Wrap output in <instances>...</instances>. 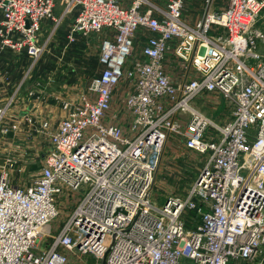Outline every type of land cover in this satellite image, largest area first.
Masks as SVG:
<instances>
[{"label":"built area","instance_id":"1","mask_svg":"<svg viewBox=\"0 0 264 264\" xmlns=\"http://www.w3.org/2000/svg\"><path fill=\"white\" fill-rule=\"evenodd\" d=\"M185 2L0 0V49L31 65L44 20L51 34L75 14L67 46L102 36L99 73L54 130H39L48 147L34 181H11L19 158L0 168V264H264V0H203L193 25ZM203 95L225 103L221 125L192 106ZM22 122L34 125L24 115L10 129ZM170 141L204 163L184 199L159 206L152 188Z\"/></svg>","mask_w":264,"mask_h":264},{"label":"rangeland","instance_id":"2","mask_svg":"<svg viewBox=\"0 0 264 264\" xmlns=\"http://www.w3.org/2000/svg\"><path fill=\"white\" fill-rule=\"evenodd\" d=\"M60 13L61 8L58 6V2H56L53 15L58 18ZM262 14L263 12L260 16ZM263 23L264 18L262 19L260 17L257 27L264 30ZM72 24L73 18L71 16L66 17L61 21L59 28L50 34L54 24L48 20L42 22L39 43L44 46V52L36 64L31 65L28 59L24 71L21 69L22 75L18 80L21 82V88L23 90L26 89L22 91L20 88L22 91L21 96L34 87L42 89L44 86H47V93H60L65 98L79 95L86 90L91 79L99 73L98 55L102 39L101 35L77 36L75 42L67 46L66 35ZM136 34L138 41L141 42L143 40L141 31H137ZM138 41H135V48L137 49L142 44V42L139 43ZM256 51L264 55V44L257 43ZM15 100L11 103L12 106ZM9 101L8 98H0V107L7 105ZM216 113L212 119L220 125L222 123L219 119L222 117L221 114L223 113L224 116L229 115L225 106H222ZM218 114L219 116L216 117ZM26 143H20L26 149L25 154L20 158L17 153L13 154V152L10 153L7 151L10 146L14 149L16 143L10 144L8 141H0V168L4 165L8 157L20 159L18 168L10 164L6 167L10 173L11 181L20 187L28 186L34 181L38 174L37 170L40 167L41 160L48 147L46 141H35L33 149H30V147L26 148ZM204 157L176 149L168 142L161 156V161L154 178L151 195L152 202L156 201V204L160 206L168 197L184 199L204 163L202 161ZM33 167L36 168L34 169ZM18 170L20 171L18 172ZM65 215V211H59V216L54 225L52 224L48 229L49 231H47L48 235L51 234V229L54 230L55 225H58L65 219ZM186 216L194 217V213L188 212ZM49 240L50 238L44 237L40 242L42 243L41 246L43 247Z\"/></svg>","mask_w":264,"mask_h":264},{"label":"crops","instance_id":"3","mask_svg":"<svg viewBox=\"0 0 264 264\" xmlns=\"http://www.w3.org/2000/svg\"><path fill=\"white\" fill-rule=\"evenodd\" d=\"M151 1L161 7H164L167 2V0ZM121 3L123 5L129 4V0H121ZM202 4L203 0H186L182 19L190 25L195 24L202 16ZM216 7L219 8L221 7V5L217 3ZM69 16H71L74 21L75 14ZM136 41H138V39H136ZM138 42H142V44L139 45L140 48L143 45L144 41L141 40V42ZM136 51H138L137 48H135V53H137ZM171 58V55H167L168 63ZM27 60L28 58L23 53L19 54L8 48L0 49V98L10 99L12 97L15 87L20 83V80L18 79H20L22 75L21 69H23L24 71L27 65ZM166 70L173 78L176 77V73L170 66L166 65ZM46 87L47 86H44L42 87V89L36 88L37 92L35 94V97H38L39 100L35 99V97L28 98L24 93L21 96L20 94L22 93V91H25L26 89L23 90L21 88L22 91L21 89H19L15 97L13 98L14 100L16 98L14 105L12 106L10 104L6 108L5 113L0 121V141H8L10 144L16 143L15 146L20 148L19 150H15L10 146V148L8 147L9 149L7 151H9L10 153L13 152V154L17 153L18 157L20 158L26 152L25 146L20 143L29 142L25 144L27 145L26 148L30 147V149H33L35 141L47 142V137L39 132V130H54L61 118L65 115L62 110V104L65 101H74L78 96L73 95L65 98L60 93H47ZM192 106L200 111L203 110L202 112L205 115L214 118L217 114L216 112L222 106H225V103L220 99L218 95H203L193 101ZM24 115L30 116L34 121V125L30 126L22 122L15 131L11 130L10 127L14 123L15 119ZM218 116L219 114L216 117ZM4 129L7 130L5 134L2 132V130ZM9 132H11V134L8 135ZM170 143L176 149H178L173 141H170ZM37 172L39 173V169L37 170Z\"/></svg>","mask_w":264,"mask_h":264},{"label":"trees","instance_id":"4","mask_svg":"<svg viewBox=\"0 0 264 264\" xmlns=\"http://www.w3.org/2000/svg\"><path fill=\"white\" fill-rule=\"evenodd\" d=\"M33 168L35 169L36 167H33ZM188 226H189V225H188ZM188 226H187V227H188Z\"/></svg>","mask_w":264,"mask_h":264},{"label":"water","instance_id":"5","mask_svg":"<svg viewBox=\"0 0 264 264\" xmlns=\"http://www.w3.org/2000/svg\"><path fill=\"white\" fill-rule=\"evenodd\" d=\"M11 134V132L8 133V135Z\"/></svg>","mask_w":264,"mask_h":264}]
</instances>
